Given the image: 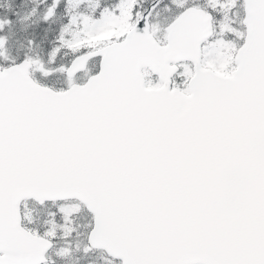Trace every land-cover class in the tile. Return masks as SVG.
<instances>
[{
  "label": "snow or ice",
  "instance_id": "snow-or-ice-1",
  "mask_svg": "<svg viewBox=\"0 0 264 264\" xmlns=\"http://www.w3.org/2000/svg\"><path fill=\"white\" fill-rule=\"evenodd\" d=\"M0 264H264V0H0Z\"/></svg>",
  "mask_w": 264,
  "mask_h": 264
}]
</instances>
